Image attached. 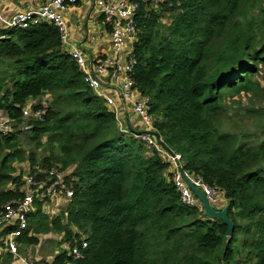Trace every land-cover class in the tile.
<instances>
[{
  "label": "trees",
  "instance_id": "16d2710c",
  "mask_svg": "<svg viewBox=\"0 0 264 264\" xmlns=\"http://www.w3.org/2000/svg\"><path fill=\"white\" fill-rule=\"evenodd\" d=\"M135 23L129 75L153 130L183 172L221 192L232 236L182 204L163 147L147 149L119 131L57 29L42 23L0 30V112L14 129L0 136V204L24 196L15 175L22 164L47 185L49 170L66 171L73 196L56 218L34 204L19 253L54 236L57 246H77L80 258L62 249L44 264H264V114L255 109L264 102V0H164L157 9L140 2ZM44 96L45 108L34 105L45 109L43 121L21 132L24 105ZM235 105L257 121L253 130L225 129ZM10 263L5 254L0 264Z\"/></svg>",
  "mask_w": 264,
  "mask_h": 264
},
{
  "label": "built area",
  "instance_id": "2783aa9c",
  "mask_svg": "<svg viewBox=\"0 0 264 264\" xmlns=\"http://www.w3.org/2000/svg\"><path fill=\"white\" fill-rule=\"evenodd\" d=\"M87 1L103 16L105 24L110 29L112 56H108L101 61L91 62L90 57L87 58L82 55L79 49L68 54L72 56L79 70L84 74V82L96 95L104 99L105 106L114 113L117 127L121 133L127 135L130 132L126 125L125 113L129 119L135 121L132 122L134 123L133 125L131 124L134 126L132 129L135 131H154L155 118L150 113L147 99L142 97L134 88L129 73L136 63L132 54V45L135 43L138 33L135 15L139 8V3H149L153 9H157L158 5L164 0H139L140 2L137 0H46L35 12H20L14 15L9 21V28L26 29L30 26L46 23L57 29L63 45L67 40L68 34L61 14L62 10L68 5H76ZM118 74L122 75L123 81L120 87L115 89L116 98L102 93V79L104 77L111 78ZM133 96L135 100L131 101L130 99ZM127 102L129 103L127 104ZM45 104L46 102H42L39 105L45 108ZM34 105H38V101L29 100L22 109L21 132L29 130L31 121H43L45 109H35ZM13 132L12 121L8 118L0 119V136H9ZM129 134L137 137L147 149L159 150L160 145L153 135L146 133L136 135L132 132ZM163 155L170 162L171 181L179 194L182 204L188 207L200 208L198 200L177 172L174 161L175 159L180 161V156L175 154V158H172L167 153H163ZM41 173L46 174L45 171ZM185 175L204 193L210 205L220 208L219 200L222 194L218 189L206 186L200 179L194 178L188 173H185ZM47 176L46 182H48V185L45 182H38L33 176L27 174L23 186L25 190L24 196L0 204V229H10L8 233L0 238L1 247L21 264H44L42 260H26L18 255L19 244L17 239L23 236L28 228L27 217L28 214L35 211L34 204L41 203L42 210L49 214V208L53 206L56 200H60L62 203L54 206L58 207V214H60L73 196V181L66 179L68 177L66 171H59L54 168L47 172ZM64 246L66 247L65 250L74 259L80 258V250L77 246H72L70 243H65ZM85 247L86 244L83 241L81 248Z\"/></svg>",
  "mask_w": 264,
  "mask_h": 264
},
{
  "label": "crops",
  "instance_id": "0c3cea01",
  "mask_svg": "<svg viewBox=\"0 0 264 264\" xmlns=\"http://www.w3.org/2000/svg\"><path fill=\"white\" fill-rule=\"evenodd\" d=\"M45 1L46 0H0V30L2 31L10 29L9 21L14 15L20 12H35ZM61 14L68 34L67 40L62 45V49L64 52L71 53L72 51L79 49L82 55H85L87 58L90 57L91 62L101 61L107 58L108 56H112L111 42L109 36L110 30H108V26L105 24L103 16L98 12L95 7L91 5L90 2L87 1L80 2L76 5H68L62 10ZM122 81L123 77L119 74L111 78L104 77L102 79L101 92L109 96H114L116 98L115 89H118L120 87ZM39 99L40 100L35 101L46 102L48 100V97L44 96ZM130 100L134 101L135 97L133 96ZM128 103L129 102H127V104ZM6 118H8L7 115L3 112H0V119ZM129 121L130 124H134L132 123L131 119H129ZM132 125L131 127H134ZM22 168L24 170L27 169V165L22 164ZM25 171H23L22 173L23 182L25 181V176L28 174ZM18 174L19 170H17L15 175ZM23 186L20 188V191L24 195L25 190ZM7 189L13 190L14 186L8 185ZM59 202L60 200H56L53 206L57 205ZM219 202H221L219 205L220 208L226 205L224 204L222 196L220 197ZM53 206L50 208H58ZM31 248L34 249L35 246H28L27 251L29 252V254L21 256V254L19 253V257L25 258L26 260H42L41 255L34 254L33 252H31L33 251V249ZM5 254L10 255L9 253L5 252L4 249L0 246V262L2 261L3 256ZM54 255L47 256L43 260H45L47 263H51ZM10 256V264H21L18 263L15 259H13L12 255Z\"/></svg>",
  "mask_w": 264,
  "mask_h": 264
},
{
  "label": "rangeland",
  "instance_id": "374dc122",
  "mask_svg": "<svg viewBox=\"0 0 264 264\" xmlns=\"http://www.w3.org/2000/svg\"><path fill=\"white\" fill-rule=\"evenodd\" d=\"M257 79L261 82L262 86L264 87V67H261V72L257 76ZM240 100H242V103L244 105H246L245 100H243L242 98ZM230 106H233V105H230ZM236 107L237 106L235 105L234 108H232V112H231L232 115L230 116V118L224 119L225 129L226 128H232V127H230L232 125L235 127L237 132H242L244 129L253 130V126L257 125V121H255L253 118H249V117L245 116V114H243V112H238ZM260 107L262 109V114H264V102L263 101L260 104L255 105V109H258ZM255 116H257V115H255ZM132 122H135V121L132 119ZM121 124L123 125V123H121ZM139 126H141V125H139ZM163 158L167 159V158H165V155H163ZM16 167L18 168V170L21 174L25 170H26L25 172H28V169L24 170L22 168V165H17ZM170 172H172L171 168H170ZM59 203L61 204L62 202H59ZM220 203L221 202H219V205H220ZM43 212L49 218H56L59 215L58 214L59 213L58 208H49V214H47L45 211H43ZM56 239H57V237H54V236H47V237L42 238L40 240L39 244L37 246H35L34 249L31 248V249H33V251H31V252H33L34 254L41 255L42 260H43L45 257L50 256V255H54L55 253L62 251V249H65L66 247L64 245L57 246ZM20 254H21V256H24L25 254L26 255L29 254V252L27 251V248H23V253H20Z\"/></svg>",
  "mask_w": 264,
  "mask_h": 264
},
{
  "label": "water",
  "instance_id": "95a60500",
  "mask_svg": "<svg viewBox=\"0 0 264 264\" xmlns=\"http://www.w3.org/2000/svg\"><path fill=\"white\" fill-rule=\"evenodd\" d=\"M125 121H126V125L129 129L130 132H132L133 134L136 135H140L142 133H146L149 135H153L156 138L157 143L163 147V149L166 151V153L172 157L175 158V154L172 153L166 146L165 144L160 140L159 136L154 132V131H150V132H145V131H135L134 129H132L129 118L127 116V114L125 113ZM175 165L177 168V172L179 173L181 179L183 180V182L186 184V186L190 189V191L192 192V194L195 196V198L198 200L199 204H200V208L202 210V214L212 220H217V221H221L226 227H227V231H226V237L230 238L232 236L233 233V223L230 221L228 215H227V205H225L222 208H216L212 205L209 204L208 200L206 199L204 193L198 188L196 187L185 175V173L182 170V167L180 165V161L175 159Z\"/></svg>",
  "mask_w": 264,
  "mask_h": 264
}]
</instances>
